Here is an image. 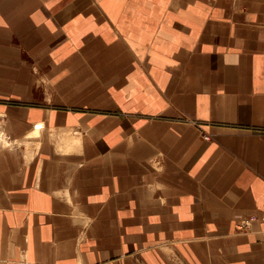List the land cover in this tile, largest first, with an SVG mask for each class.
<instances>
[{"label":"crops","instance_id":"obj_1","mask_svg":"<svg viewBox=\"0 0 264 264\" xmlns=\"http://www.w3.org/2000/svg\"><path fill=\"white\" fill-rule=\"evenodd\" d=\"M264 0H0V264H264Z\"/></svg>","mask_w":264,"mask_h":264},{"label":"built area","instance_id":"obj_2","mask_svg":"<svg viewBox=\"0 0 264 264\" xmlns=\"http://www.w3.org/2000/svg\"><path fill=\"white\" fill-rule=\"evenodd\" d=\"M258 222L261 226L260 232L264 236V206H263V211L259 215L256 214H249L239 221H237L234 225V231L236 233H246L250 230L252 227V224Z\"/></svg>","mask_w":264,"mask_h":264}]
</instances>
